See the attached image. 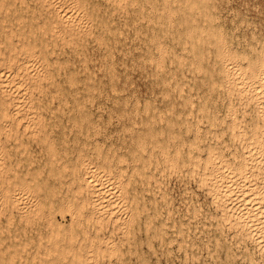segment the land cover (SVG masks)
<instances>
[{"label": "bare ground", "instance_id": "obj_1", "mask_svg": "<svg viewBox=\"0 0 264 264\" xmlns=\"http://www.w3.org/2000/svg\"><path fill=\"white\" fill-rule=\"evenodd\" d=\"M94 144L0 158V264H108V225L136 264H264V0H0V150Z\"/></svg>", "mask_w": 264, "mask_h": 264}, {"label": "rangeland", "instance_id": "obj_2", "mask_svg": "<svg viewBox=\"0 0 264 264\" xmlns=\"http://www.w3.org/2000/svg\"><path fill=\"white\" fill-rule=\"evenodd\" d=\"M91 146V147H90ZM98 149L101 150L102 152H106V153H113V151L116 149H118L117 143L115 144H98ZM104 146V147H103ZM106 147V148H105ZM84 148V149H83ZM87 148V149H86ZM114 148V149H113ZM31 149V151H30ZM112 149V150H111ZM19 152H18V151ZM94 150V151H93ZM96 150V146L94 145H76V146H58V147H40V148H22L21 149H4V150H0V154H2L1 157H5L6 160L10 161H15V160H21L24 161L25 164L22 167V170L24 171H28V170H34L35 168H28L32 167L30 166L31 164H38L39 167H37L36 170L39 171H43V174L47 173V167H45V161L49 158H56L59 159V157H74L76 156L78 153H87L89 155L93 154V152H95ZM27 151V152H26ZM36 151V152H35ZM17 152V153H16ZM16 153V154H15ZM21 153V154H20ZM35 153V154H34ZM46 154V155H45ZM50 154V155H49ZM64 154V155H63ZM30 155V156H29ZM32 156V157H31ZM35 156V157H34ZM46 156V157H45ZM28 157V158H27ZM43 158V159H42ZM39 159V160H38ZM27 160V161H26ZM30 161V162H29ZM37 161V162H36ZM44 162V163H43ZM28 164V165H27ZM26 167V168H25ZM25 168V169H23ZM44 168V170H43ZM10 170V169H9ZM1 172V171H0ZM57 218H59L58 220L63 222L62 224L67 227L68 226V222H70V219L68 216L66 217H62L61 215H57ZM67 222H66V219ZM69 220V221H68ZM40 225L42 226V231L44 234H47L48 232H46L47 230H45V226L43 224L40 223ZM113 225V224H111ZM113 227H110V225H108L107 230L109 231V233H111L112 237L114 240H116L115 242L118 245V248H120V251H116V253L112 254V257H108V264H134L135 263V259L132 255H130V253L127 252V250H129L128 246H125L127 243L126 240H124V236L122 233V229H119L118 227H115V229H111ZM118 228V229H117ZM116 230V231H114ZM31 231V230H30ZM116 233V234H115ZM121 234V235H120ZM117 237V238H116ZM122 242V243H121ZM128 245V244H127ZM122 246V248H121ZM125 248H124V247ZM125 254L127 255H124ZM127 252V253H126ZM129 255V256H128ZM114 256V258H113ZM130 257V258H129ZM131 259V260H130ZM112 260V261H111ZM130 262H127L129 261ZM174 263L175 264H180L179 260L174 258ZM173 263V264H174ZM189 263V262H188ZM136 264V263H135ZM192 264V263H191Z\"/></svg>", "mask_w": 264, "mask_h": 264}]
</instances>
